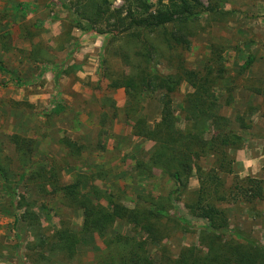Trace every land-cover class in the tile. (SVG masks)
Returning <instances> with one entry per match:
<instances>
[{
  "label": "rangeland",
  "instance_id": "374dc122",
  "mask_svg": "<svg viewBox=\"0 0 264 264\" xmlns=\"http://www.w3.org/2000/svg\"><path fill=\"white\" fill-rule=\"evenodd\" d=\"M31 1L37 9L27 11L31 16L29 20L24 14L21 36L32 43L41 37L42 43H33L28 55L24 50L1 51L10 57H4L0 63L10 67L13 75L19 73L15 68L19 53L34 63L38 77L33 74L21 82L13 81L14 88L10 91L11 74L0 68V75L6 76L0 78V161L9 170L17 190L14 198L4 189L0 172V264H108L109 240L118 234L139 238L143 234L134 232L127 221L119 220L103 234L81 235L71 260H65L64 256L53 257L57 254L53 255L49 245L38 246L39 239L32 232L33 223L24 218L27 207L23 201L31 203L30 208L40 218L47 234L61 228V221L80 233L84 210L68 205V200L62 196L44 194L40 181L32 180L31 176L41 165H59L65 185L73 183L77 174L84 175L89 179L86 191L99 187L128 208L143 205L145 197L161 198L176 189V183L160 169H154L151 177L141 175L137 169L138 161L150 160L157 143L135 135L134 124L144 117L150 128L155 127L161 120L163 91L144 98L139 109L132 111L126 89L112 86V80L120 74H131L128 65L122 58L106 61L115 39L113 47L121 48L122 52L127 50L137 62L136 47L130 43V36L118 34L112 38L111 34L88 29L85 20H81L83 28L75 26L80 19L73 0ZM132 1L109 0V7L126 10L134 5ZM202 1L206 10L189 25L191 46L180 51L189 68L204 70L213 47H224L229 74L216 88L217 98L223 106L222 113L232 120L234 130L244 141L242 147L231 151L232 173L221 174L229 188L236 177L264 179V0ZM167 2L149 0V9L154 11ZM214 7L218 10L211 11ZM17 38L20 37L16 34L0 35L3 44L12 45ZM152 40L164 54L158 60L161 72L175 73L177 51L168 52L163 39L156 34L152 35ZM250 58L253 62L244 68ZM193 90L184 82L173 95L175 114L182 113L184 99ZM238 114L243 115L249 128H242L236 121ZM185 126L182 122L181 127ZM13 135L35 140L31 164L22 165L12 143ZM64 139L84 147L80 157L71 153L68 144L62 143ZM85 139L90 140L81 144ZM86 150L89 152L85 153ZM214 161V157L209 156L202 164L209 170L214 167ZM48 189L51 191L52 187L48 185ZM199 189L200 182L194 171L187 191L178 202L177 212L185 223L184 229L162 244H149L150 255L157 263L161 261L164 246L173 256H178L185 247L202 248L199 233L209 226V221L195 216L186 206ZM218 206L227 212L231 227L241 229L264 244V200L248 203L230 199ZM171 212L174 213V209ZM42 252L51 259H43Z\"/></svg>",
  "mask_w": 264,
  "mask_h": 264
},
{
  "label": "trees",
  "instance_id": "16d2710c",
  "mask_svg": "<svg viewBox=\"0 0 264 264\" xmlns=\"http://www.w3.org/2000/svg\"><path fill=\"white\" fill-rule=\"evenodd\" d=\"M72 2L80 19L76 20L75 26L83 28L81 20H85L88 29L111 34L112 38L127 34L130 43L135 45L137 62L127 50L122 52L121 48L113 47L115 39L110 44L112 48L106 59L109 62L111 58H122L128 65L131 74H120L112 80V86L126 89L132 111L139 109L144 98L163 91L161 120L155 127L150 128L144 117L134 124L135 135L157 143L150 160L138 161L137 169L141 175L149 177L154 175V169H160L176 183L177 188L161 198L145 197L143 205L128 208L99 187L93 186L86 191L85 186L89 182L86 176L77 174L73 183L65 185L61 181L59 165L48 167L43 164L34 171L32 180L40 181L44 194L62 196L68 200V205L84 210V221L80 233L61 221V228L50 235L43 229L36 212L30 208L31 203L23 201L27 207L24 218L33 223L32 232L39 239L38 246L49 245L53 255L57 254L53 257L64 256L65 260H71L77 252L81 235L103 234L117 221L123 220L130 223L134 232L142 233L143 237L118 234L109 240L108 264H264V244L241 229L231 227L227 212L218 206L220 202L230 199H241L248 203L264 200V179L236 177L234 184L226 188L221 176L232 173L231 151L239 149L244 143L243 137L234 130L232 120L222 113L223 106L217 98L216 88L229 74L224 47H213L204 70L189 68L180 51H186L191 46L189 25L206 10L203 1L168 0L163 7L154 11L149 9V0H133L134 5L126 10L110 9L109 0ZM210 10L216 11L218 8ZM154 34L163 39L168 52L174 50L179 54L178 62L174 65L175 73L165 74L159 69L158 60L164 54L154 44ZM252 62L253 58H250L244 68ZM184 82L194 90L186 95L182 113L177 115L173 108V95ZM236 121L242 128H249L243 115L238 114ZM182 122L186 123L184 128L181 127ZM209 133L210 137L207 136ZM12 143L20 154L22 165L31 164L35 140L13 135ZM62 143L68 144L71 153L81 156L83 146L70 139H64ZM209 156L214 157L215 164L206 170L202 162ZM194 171L198 175L200 189L186 206L195 216L209 221V226L199 233L202 248L185 247L178 256H173L170 249L164 246L161 261L157 263L150 255L149 244H162L165 239L184 229L185 223L177 212L178 202L187 191ZM0 172L4 189L16 198L14 181L1 161ZM48 185L52 187L51 191ZM22 198L25 200L24 196ZM40 256L46 261L51 259L43 252Z\"/></svg>",
  "mask_w": 264,
  "mask_h": 264
},
{
  "label": "crops",
  "instance_id": "0c3cea01",
  "mask_svg": "<svg viewBox=\"0 0 264 264\" xmlns=\"http://www.w3.org/2000/svg\"><path fill=\"white\" fill-rule=\"evenodd\" d=\"M29 9H37V6L31 0H0V35L3 33H9L12 35L16 34L18 37H20L19 39L17 38L18 40L16 39V41L13 42L12 45H9L6 42L3 44L2 41L0 40V60L4 59V57L6 59L10 57L9 55L7 56V53H2L1 52L2 50H6V51L7 50H10V51L11 50H14V51L24 50L25 54L28 55L30 50H32L33 48L32 47L33 43L37 45L42 43L40 42L42 40L41 37H37L36 40L32 43L29 40L24 39V37L21 36L22 33H21L20 25L24 22L23 21V18H24L23 16H25L24 14L26 13V18H27L26 20H29L31 17L27 13ZM16 57L18 61L15 62V66H16L15 68L19 69L18 74L13 75V73L10 72V69H11L10 67L5 66L6 67L5 68L0 63V68H2V70L5 72H8V73L10 72L11 74V76L8 78V80L10 81V83H8V87H9L8 89H10V91L13 90L14 88L12 85L13 81L18 82V80H20L21 82V80H25L26 78L28 79L29 76L31 77L33 74L34 76L38 75V72L33 66L34 63L32 62L33 63L32 64L31 60H29L28 58L24 59L22 55L19 53L16 54ZM20 63H22L21 66H19ZM2 77L6 78V76L0 75V78ZM73 140L75 139L73 138ZM89 140L85 139V141H82L81 144L85 145V143ZM100 144L103 145V143H100ZM88 152L89 151L85 153H88ZM100 152L102 151H99V153ZM85 153H84V159L86 158Z\"/></svg>",
  "mask_w": 264,
  "mask_h": 264
}]
</instances>
